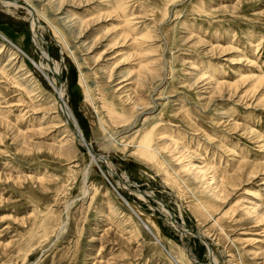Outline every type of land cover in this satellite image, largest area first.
I'll return each mask as SVG.
<instances>
[{
	"label": "rangeland",
	"instance_id": "374dc122",
	"mask_svg": "<svg viewBox=\"0 0 264 264\" xmlns=\"http://www.w3.org/2000/svg\"><path fill=\"white\" fill-rule=\"evenodd\" d=\"M25 1L37 42L0 5V264H264V0ZM42 53L91 154L51 128Z\"/></svg>",
	"mask_w": 264,
	"mask_h": 264
},
{
	"label": "bare ground",
	"instance_id": "6f19581e",
	"mask_svg": "<svg viewBox=\"0 0 264 264\" xmlns=\"http://www.w3.org/2000/svg\"><path fill=\"white\" fill-rule=\"evenodd\" d=\"M7 2V0H0V5H2V6H4V7H11V8H13V7H15V8H23V9H26V11L30 14V16H31V22L33 23V33H34V41L35 42H37L36 41V38H35V34H36V32L34 31V29L35 28H37V27H35L37 24H38V21H39V19H38V16H37V12H36V10L33 8V6L29 3V2H27V1H25L24 0V2H20V1H16V2H19V3H21V4H18V3H15V4H13V2L12 3H9V4H7L6 3ZM15 2V1H14ZM39 27V26H38ZM37 36V35H36ZM14 46V45H13ZM18 51H19V53L21 52V53H23L18 47H16V46H14ZM42 58L43 59H46L47 60V64L46 65H43V66H40V67H44L47 71H51L52 70V72H53V78H52V81H53V83H52V86H53V89H54V94H55V97H54V100H52L51 102H50V110L51 111H54V114H58V119H59V114H60V120H59V122H55L54 123V121H52L51 123L53 124V126L51 127V128H58V127H66V128H69V129H67V130H69L71 133H72V135L71 136H73L77 141H79L80 142V144H82V142L80 141V139H82L83 141H84V138H83V135H82V133H81V131H80V129H79V127H78V125L76 124V122L74 123V119H73V117H72V114H71V112H70V110L68 109V107L66 106V104L64 103V101H63V99H62V90H61V86H60V84H54V76L55 75H58V74H56L55 73V71H54V68H53V65L55 66V67H57V65L56 64H54L53 63V61L49 58V56L47 55V54H45V53H42ZM13 59V58H12ZM45 60V61H46ZM22 67V66H21ZM39 69V68H38ZM40 70V69H39ZM146 71H147V69H146ZM149 71V70H148ZM20 72H23V70H21ZM19 72V73H20ZM42 72V71H41ZM28 74V73H27ZM122 74V73H121ZM119 74L118 76V80L120 81V85L118 86L119 88L118 89H121L122 90V92H124V91H126V90H128V88H129V86L128 85H131V86H133V80L131 79V76L129 77V75L130 74H127V73H125V74ZM24 76V75H23ZM238 81H243V82H248V81H251V80H253V81H258V80H256V79H254V77H250V76H247V75H244V74H239L238 76ZM143 79V78H142ZM128 82H130V83H128ZM34 83V82H33ZM51 84V83H50ZM84 84V83H83ZM245 84V83H244ZM209 85H210V83H209ZM217 85H219V84H217ZM222 87H223V85H222ZM239 87V86H238ZM29 88V87H28ZM223 89V88H222ZM133 92V91H132ZM131 92V93H132ZM27 93L28 94H30V95H32V96H35L36 97V99H39V102H41V103H43L44 105H46L47 107H48V104L49 103H47L48 102V99L47 98H44V96H43V89L41 88V86L40 85H36V86H34V87H32V88H29V89H27ZM89 93L90 92H88V88H87V86L84 84V94H85V100H86V103L88 104H90V105H92V106H94L95 107V105H94V103H93V100L91 99V97H90V95H89ZM134 94V93H133ZM130 95V94H129ZM129 95L128 94H126V96H125V98L127 99V98H129ZM34 97V98H35ZM33 98V99H34ZM43 98H44V100H43ZM131 98H133V97H131ZM53 99V98H52ZM129 100V99H128ZM128 100H126L125 102H128ZM131 102V101H130ZM137 102V101H136ZM134 103V102H133ZM133 103H132V105H133ZM133 107V106H132ZM135 107V106H134ZM141 107H143V106H141ZM139 105H137L136 106V108H134L136 111H142L143 112V110H142V108H141ZM105 108V107H104ZM152 108V107H151ZM95 109V108H94ZM104 110V109H103ZM147 110V109H146ZM145 110V111H146ZM149 110V109H148ZM96 111V110H95ZM107 112V111H106ZM46 113V112H45ZM127 113H128V111H127ZM49 114V113H48ZM50 114H51V112H50ZM132 114H133V112H132ZM140 114V113H139ZM135 114H133V116H134ZM143 115V114H142ZM121 116V115H120ZM49 117V116H48ZM53 117H54V115H53ZM113 117V116H112ZM135 117V116H134ZM139 118V117H138ZM46 120V119H45ZM48 121V120H47ZM52 124H50V125H52ZM48 125V124H47ZM58 125V126H57ZM49 126V125H48ZM46 129V128H45ZM54 130V129H53ZM258 139H260V138H258ZM109 140V139H108ZM111 140V142H114L113 141V138H111L110 139ZM262 141H264V140H262ZM110 142V143H111ZM144 144L143 145H141V146H139V148H140V150L141 151H143V153H147V154H151V155H156L157 156V154H158V152L155 150V148L152 146V144H151V138H150V136H148V138L146 137L145 138V141H142ZM84 143L87 145V147L90 149V146L84 141ZM263 147V146H262ZM91 150V149H90ZM103 158V157H102ZM102 158L101 157H99L98 155H95V160H97L98 159V161L99 160H102ZM94 160V159H93ZM104 160H106V158H104ZM244 172H246L244 169H241V170H239V176L240 175H243L244 174ZM247 174V173H246ZM245 174V175H246ZM215 175V174H214ZM250 175V174H249ZM216 176V175H215ZM238 176V175H237ZM248 176V175H247ZM216 178V177H215ZM219 178V177H218ZM217 178V179H218ZM216 179V180H217ZM223 181V180H222ZM223 185V184H222ZM84 196H85V194H84ZM196 202L198 203V205L204 210V208H203V206L196 200ZM162 215H164L167 219H168V222H170V221H174L175 222V224H170L172 227H174L182 236H183V238H188L189 236H191L192 234H190L189 233V231H187L184 227H178V222H176L175 221V219H173L172 217H170L169 215H167L166 213H164V212H160ZM172 221V222H173ZM145 229V228H144ZM149 230V229H148ZM149 233L152 235V237H153V233L151 232V230H149ZM194 236V235H193ZM197 236V235H196ZM198 239H202V238H199V236L197 237ZM155 240H157V239H155ZM208 248V247H207ZM209 251V250H208ZM185 252H186V254L189 256V258L190 259H192V256H191V253H189V251H187L186 249H185ZM214 258V257H213ZM215 261V260H214ZM215 264H217V263H215Z\"/></svg>",
	"mask_w": 264,
	"mask_h": 264
},
{
	"label": "water",
	"instance_id": "95a60500",
	"mask_svg": "<svg viewBox=\"0 0 264 264\" xmlns=\"http://www.w3.org/2000/svg\"><path fill=\"white\" fill-rule=\"evenodd\" d=\"M16 3H18V4H21V3H19V2H16ZM80 141L82 142V145H83V147L87 150V152L89 153V154H91V150L87 147V145L84 143V141L82 140V139H80ZM173 221V220H172ZM170 221V223H172V224H175V222L173 221Z\"/></svg>",
	"mask_w": 264,
	"mask_h": 264
}]
</instances>
